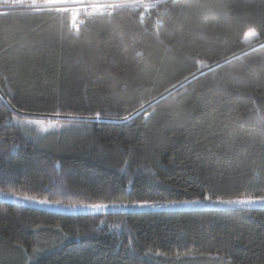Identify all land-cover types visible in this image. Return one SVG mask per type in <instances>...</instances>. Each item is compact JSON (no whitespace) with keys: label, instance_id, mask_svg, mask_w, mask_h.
<instances>
[{"label":"trees","instance_id":"1","mask_svg":"<svg viewBox=\"0 0 264 264\" xmlns=\"http://www.w3.org/2000/svg\"><path fill=\"white\" fill-rule=\"evenodd\" d=\"M70 17L0 12V191L68 204L264 195V0L118 5L78 33ZM188 56L222 66L169 94L197 70ZM155 99L146 122L67 125ZM0 264H264V207L65 214L0 200Z\"/></svg>","mask_w":264,"mask_h":264},{"label":"snow or ice","instance_id":"2","mask_svg":"<svg viewBox=\"0 0 264 264\" xmlns=\"http://www.w3.org/2000/svg\"><path fill=\"white\" fill-rule=\"evenodd\" d=\"M49 3V0H44V4L47 5ZM60 11H67V8H62ZM167 10H165L166 12ZM76 19V18H75ZM75 19L73 21H75ZM247 32L251 33L250 37H256L259 35V31L255 26H249L247 27ZM79 32V29H77V33ZM136 57L141 56L142 54L137 52ZM241 55H244L242 53ZM187 60L190 62H193L197 67V70L194 71L190 76L185 77L181 83L179 84H173L167 91L169 94L172 92H175L178 86H183L187 83L190 82V80H196L199 79L201 76H206L207 73L204 72V69H208L209 72H212L213 74L215 73V69L220 68L222 65L219 63H206L204 60H197L195 57L188 56L186 57ZM237 60L240 59V57H236ZM227 63H231V61H227ZM223 79V77H221ZM11 94V93H9ZM161 99H163V96H160ZM178 98V97H177ZM156 103V99L152 100L148 103H141L138 107H135L132 109V111H128L127 115L123 117L117 116H111L109 113L103 112L101 110H98L94 113V115L90 116H81V115H76L74 113H68L66 114V119H67V125L76 127L77 129L79 128H87L93 121H100L102 120L105 116H108L109 118H119L122 119L123 121L126 122H132L134 119L138 116H143L145 117V122L147 119H150L152 115L155 114L153 111L152 113H149L147 111V108L151 107L152 104ZM8 106L11 107L12 112H16L17 109L14 105L11 104V101H8ZM127 111V109H124ZM251 112V110H249ZM21 115H24V113H21ZM57 116L60 115V113H56ZM16 119V123L18 125H37L40 127V131L42 132H47L48 129H61L62 125L60 120L58 119H29V120H23L19 119L18 117H14ZM261 121L264 122V117H260ZM30 131V130H29ZM235 143V141H233ZM123 163L127 166L128 169L131 168L132 165V160H131V154H129V158L125 159ZM143 169L144 171L147 172H152V169L148 167V165L145 163L143 165L138 164L137 170ZM55 170V166H54ZM121 171H125V168H121ZM154 174V173H153ZM9 183L12 182L11 177L5 178ZM48 186H44V190H47ZM211 189L207 193H202V199L201 198H196V199H183V200H168L164 202L163 204L160 202L156 201H150V200H136V201H130L129 204L131 206L135 207H152V208H159V207H170V206H177V205H194V204H201L204 202H208L211 204H220V205H228V206H241L242 208H248L253 205L257 204H264V195H251V194H246L243 196H237L236 198H230V199H224L221 196H216L215 199H213V196L211 194ZM0 196H4L6 198L9 197H14L16 198L17 201H28L30 203H35L40 206H48V207H53V206H62V201L59 199H49L47 196L44 198L38 199L35 196L28 195L27 193H18L16 191L9 190L8 192H3L0 191ZM129 204H125L124 202H120L119 205L113 204L111 205L112 207H127ZM110 205L106 203H91V204H81L80 207L83 208H88V209H93V210H105L109 207ZM68 207L75 208L77 205L72 204L68 205ZM115 227H120V225H115ZM135 238L131 237L130 233V243H134ZM38 250L33 249V253L35 254Z\"/></svg>","mask_w":264,"mask_h":264},{"label":"built area","instance_id":"3","mask_svg":"<svg viewBox=\"0 0 264 264\" xmlns=\"http://www.w3.org/2000/svg\"><path fill=\"white\" fill-rule=\"evenodd\" d=\"M141 1L142 0H49V3L45 5L44 0H0V12L33 6L39 9L49 10L67 8V11L71 12L70 23L73 28L77 29L85 16L95 13L110 14L118 5L140 4ZM74 19L75 21H73Z\"/></svg>","mask_w":264,"mask_h":264},{"label":"rangeland","instance_id":"4","mask_svg":"<svg viewBox=\"0 0 264 264\" xmlns=\"http://www.w3.org/2000/svg\"><path fill=\"white\" fill-rule=\"evenodd\" d=\"M147 0H142L140 4L145 3ZM130 5H138L137 3L134 4H130ZM251 33L246 32L244 34V41L246 43H249L250 41L254 40L255 37H250ZM52 119V118H50ZM59 119V118H57ZM46 120V119H44ZM36 127L37 130L40 131V127L37 125H34ZM50 130V129H48ZM40 199V198H38ZM0 200L1 201H6V202H11V203H18V204H22V205H26V206H31V207H35V208H39V209H44V210H49V211H55V212H60V213H65V214H87V213H107V212H117V211H148V210H192V209H199V208H236V207H241V206H228V205H220V204H211L208 202H204L201 204H194V205H177V206H170V207H159V208H152V207H135V206H131L129 203H125V204H129V206L127 207H112L111 205L113 204H117L119 205L120 203H106L108 205H110L107 209L105 210H93V209H88V208H83L80 207L81 204H75L77 205V207L72 208V207H68V205H72V204H68V203H62V206H53V207H48V206H40L38 204L35 203H30L28 201H17L16 198L14 197H9L6 198L4 196H0ZM166 201H160V203H164ZM91 204V203H88ZM250 207H264V204H257V205H253Z\"/></svg>","mask_w":264,"mask_h":264},{"label":"water","instance_id":"5","mask_svg":"<svg viewBox=\"0 0 264 264\" xmlns=\"http://www.w3.org/2000/svg\"><path fill=\"white\" fill-rule=\"evenodd\" d=\"M22 9H39V8H37V7L33 6V7H24V8L17 9V10H22Z\"/></svg>","mask_w":264,"mask_h":264}]
</instances>
